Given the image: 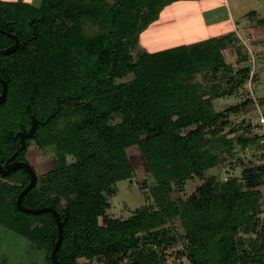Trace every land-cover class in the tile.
I'll return each instance as SVG.
<instances>
[{
  "label": "trees",
  "instance_id": "obj_1",
  "mask_svg": "<svg viewBox=\"0 0 264 264\" xmlns=\"http://www.w3.org/2000/svg\"><path fill=\"white\" fill-rule=\"evenodd\" d=\"M112 1L108 8L100 6L101 0H40L36 6L0 2V30L23 43L0 55L7 89L0 104V164L18 150L17 134L30 128L32 117L39 122L34 137L11 162H27L32 143L51 149L53 164H60L36 174L23 207L47 206L61 221L65 218L55 254L62 263L167 264L168 253L179 247L177 258L186 264H264L256 190L264 185V163L242 166L240 180L207 177L187 198L170 197L193 178L202 179L216 165L220 147L231 148L232 139L223 137L227 128L241 131L236 144L242 149L250 144L249 131L234 128L231 121L250 100L223 109L216 105L248 77V68L232 75L220 53L225 42H233L232 33L133 56L150 10L196 0ZM89 20L99 21L98 31L88 27ZM13 43L0 33V50ZM246 60L238 57L239 64ZM203 68L212 82L218 81L205 91L206 99L196 97L194 86ZM128 146L139 149L155 186L150 207L120 220L108 215L109 198L117 182L132 176ZM66 157L71 160L63 164ZM29 182L21 168L0 174V225L27 240L29 256L43 254L45 264H52L53 215L16 207ZM0 264H9L7 258L0 257Z\"/></svg>",
  "mask_w": 264,
  "mask_h": 264
},
{
  "label": "rangeland",
  "instance_id": "obj_2",
  "mask_svg": "<svg viewBox=\"0 0 264 264\" xmlns=\"http://www.w3.org/2000/svg\"><path fill=\"white\" fill-rule=\"evenodd\" d=\"M209 1L170 2L153 8L149 11V17L145 19L144 27L138 34V49L132 51V55L136 56L143 51L157 53L175 47L189 46L224 36L223 34L230 27L231 21L234 23L239 17L245 23L243 29L239 30L241 32L230 30L233 42L231 44L225 42V46L222 45L223 48H220V53L224 56L225 65L232 66L231 69L234 70L231 72L232 75H235L241 68H248L247 81L237 90H233L235 95L221 97L216 105L219 109H223L238 101L250 100L243 113L231 117L234 128L243 127L249 131L250 144L242 149L240 145L236 144V139L240 136L241 131L230 133L228 128L224 130L228 135L223 134V137H226L227 140L232 139L231 148L220 147V152H217L216 165L205 171L202 179L193 178L188 181L184 190L179 188L178 191L174 190L170 194L173 201L190 196L207 177H213L218 181L240 180L241 170L244 166L264 163V147L261 144L264 127L256 121L258 116L264 117V105L262 106L260 103L264 99V28L261 27V22L264 21V0H226L227 2L211 0V3L224 2L227 7L220 6L217 8L218 11H214L213 14L212 10L204 11L206 13L200 18L196 8L201 5L208 9ZM0 2H22L36 6L39 5L40 0H0ZM112 4V0H101L100 6L108 8L107 6ZM219 16V23H213L212 19ZM91 21L94 20L87 21L88 27L92 31H98L99 21L97 23ZM252 24L255 25L254 28L249 27ZM108 30V24H103V31L107 32ZM240 54L241 56L245 55L247 60L239 64ZM205 69L203 68L196 75L194 83V86H198L199 90L196 97H202V99L207 98L206 95L204 96L205 91H208L214 82L216 84L218 82L217 80L212 82L208 77L210 73ZM251 70L252 74L250 75ZM250 79L251 84L249 83ZM221 82L222 88L226 89V82L220 81L219 84ZM27 149V162L33 166L37 176L40 177L60 166V164H53L54 153L51 149H41L32 143ZM126 155L133 169L132 176L130 179L126 178L117 182L115 195L109 198L108 215L120 220L129 218L138 210L143 211L150 207L153 204L150 190L155 186L153 175L139 149L136 146H128ZM70 160L71 158L66 157L62 162L67 164ZM256 190L260 201L259 219L264 225V185H260ZM175 224L180 230L179 222H175ZM27 244L25 238L0 225V257H6L9 264H45L43 254L28 255ZM176 250L168 253L167 264H186V261L180 262L177 258Z\"/></svg>",
  "mask_w": 264,
  "mask_h": 264
},
{
  "label": "water",
  "instance_id": "obj_3",
  "mask_svg": "<svg viewBox=\"0 0 264 264\" xmlns=\"http://www.w3.org/2000/svg\"><path fill=\"white\" fill-rule=\"evenodd\" d=\"M0 33H4L5 35L11 37L14 40V43L11 46H9L8 48L4 50H0V55H8L14 52L16 48L23 47V43L19 42V40L14 35L10 34L9 32H4L3 30H0ZM0 84L2 87V90L0 93V104H2L6 100L7 89H6L5 82L1 77H0ZM38 123L39 122L35 118L32 117L30 128L28 130H23L17 134V136L19 137V141H20V147L9 159L6 160L3 166L0 164V174L1 176H7L10 172H12L13 170L17 168L24 169L28 173L30 177V182L18 195L16 199V207L20 211L28 213V214H39V213L50 212L53 215L56 221V226H57V239H56V242L54 243L51 254H49L51 258V263L52 264H72V263L59 262L55 255L62 241V225H63V222H65V218L61 221V217L58 215V213L47 206L44 208H39V209H28V208L23 207L22 202H21L22 198L35 185L36 173L34 169L30 166V164L27 162H11V160L15 158V156L18 154L19 151L26 148L25 140L32 139L34 137L33 134L36 131Z\"/></svg>",
  "mask_w": 264,
  "mask_h": 264
},
{
  "label": "crops",
  "instance_id": "obj_4",
  "mask_svg": "<svg viewBox=\"0 0 264 264\" xmlns=\"http://www.w3.org/2000/svg\"><path fill=\"white\" fill-rule=\"evenodd\" d=\"M205 0H196V1H194L195 3H197V2H204ZM224 2H227L226 0H223ZM186 2H192V1H186ZM212 1L210 0L209 1V6H208V9L207 8H205L204 6L203 7H201V5H200V7H198V8H196V11L200 14V18H202V15L204 16V14L206 13V12H204V11H210V10H212L211 12H212V14L213 13H215L214 11H218V7H220V6H225V8L227 7V5L226 4H224V2L223 3H221L220 1L219 2H215V3H211ZM220 18V16L217 18V17H215V18H213L212 19V21H213V23H215V24H217V22L220 20L219 19ZM205 19V18H204ZM202 20V19H201ZM219 23V22H218ZM245 23H243L242 21H241V18L239 17L238 18V20L237 21H234V23L231 21V24H230V27H228L227 28V30H226V32L223 34V35H225V34H227V33H231L230 32V30H235L236 32L238 31V32H241V31H239V30H242L243 29V25H244ZM249 27H251V28H254L255 27V25L254 24H252L251 26H249ZM261 27H263L264 28V26H261ZM221 35V34H220ZM220 35H218V36H220ZM217 36V37H218Z\"/></svg>",
  "mask_w": 264,
  "mask_h": 264
},
{
  "label": "built area",
  "instance_id": "obj_5",
  "mask_svg": "<svg viewBox=\"0 0 264 264\" xmlns=\"http://www.w3.org/2000/svg\"><path fill=\"white\" fill-rule=\"evenodd\" d=\"M252 74V70L250 71V75ZM249 83L251 84V79L249 80ZM248 83V84H249ZM260 117V118H259ZM256 121L257 122H259L260 124H261V126H263L264 127V117H262V115L261 116H258L257 117V119H256ZM256 121H255V123H256ZM261 144L263 145V147H264V136H263V139L261 140Z\"/></svg>",
  "mask_w": 264,
  "mask_h": 264
},
{
  "label": "flooded vegetation",
  "instance_id": "obj_6",
  "mask_svg": "<svg viewBox=\"0 0 264 264\" xmlns=\"http://www.w3.org/2000/svg\"><path fill=\"white\" fill-rule=\"evenodd\" d=\"M28 130V129H27Z\"/></svg>",
  "mask_w": 264,
  "mask_h": 264
}]
</instances>
